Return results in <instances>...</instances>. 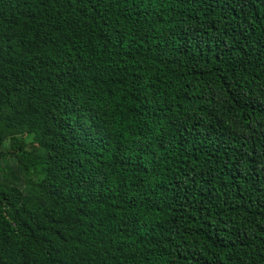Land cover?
<instances>
[{"label": "trees", "instance_id": "trees-1", "mask_svg": "<svg viewBox=\"0 0 264 264\" xmlns=\"http://www.w3.org/2000/svg\"><path fill=\"white\" fill-rule=\"evenodd\" d=\"M0 264H264V0H0Z\"/></svg>", "mask_w": 264, "mask_h": 264}]
</instances>
